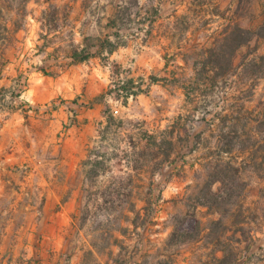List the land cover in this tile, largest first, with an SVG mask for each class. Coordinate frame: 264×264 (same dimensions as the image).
I'll list each match as a JSON object with an SVG mask.
<instances>
[{"label":"rangeland","instance_id":"374dc122","mask_svg":"<svg viewBox=\"0 0 264 264\" xmlns=\"http://www.w3.org/2000/svg\"><path fill=\"white\" fill-rule=\"evenodd\" d=\"M51 2L57 7L60 25L49 35L52 46L37 47L48 42L39 37L36 19L48 7L40 0L29 4L32 15L25 29L4 51L15 78L10 84L0 82V88L7 89L0 90V264H49L50 249H80L87 229L98 238L102 259L111 262L119 249L113 247L114 253L108 254L106 248L114 239H124L131 246L139 243V262L150 253L158 259L171 255L175 264H215L210 254L216 249H230L238 254L237 264H264L262 136L253 149L256 159L244 165L234 187L241 194L237 201L243 205V214L237 215L235 207L226 205L225 209L231 210L223 217L213 208L198 206V238L177 247L164 245L174 218L192 211L194 197L206 178L207 162L227 157L223 152L229 138L225 125L231 124L227 119L232 115L235 96L230 84L239 76H223L212 84V71L203 72L205 78L195 81L196 71L202 67L206 49L231 19L243 27L260 23L264 0ZM87 37L109 39L118 48L111 55L102 51L101 56L87 62L70 64L66 51ZM58 46L59 51H53ZM247 51H239L235 65ZM151 76L168 80L151 83ZM174 78L178 79L176 84ZM129 79L136 84L143 79V92L130 98L127 105L115 93L107 94L110 87ZM13 88L24 90L29 101L13 99L18 111L9 115L1 108L10 104ZM263 88L264 81L258 82L256 93H262ZM255 104L248 103L247 107L252 109ZM107 115L114 118L108 128ZM115 131H119L116 138ZM145 132L165 138L162 149L166 158L158 167V162L148 156L150 147L138 142ZM242 135L244 138L245 132ZM114 145L117 157L106 175L86 181L84 171L89 166L82 163L104 149L111 153ZM144 153L147 157L140 158ZM127 174L133 175L134 198L125 196L130 187ZM112 177L117 179L115 185ZM219 186L215 183L213 190ZM113 188L124 193L122 200L136 201L138 207L145 202L136 197L150 199L156 205L154 218L136 219L138 227L134 230L119 219L114 206L103 204L98 210L90 204L97 217L76 234L71 215ZM129 216L132 219L133 214ZM119 227L129 229L125 238ZM60 259L59 264H67L70 255L67 252Z\"/></svg>","mask_w":264,"mask_h":264},{"label":"trees","instance_id":"16d2710c","mask_svg":"<svg viewBox=\"0 0 264 264\" xmlns=\"http://www.w3.org/2000/svg\"><path fill=\"white\" fill-rule=\"evenodd\" d=\"M39 1L40 0H0V68L6 66L10 62L5 57L4 51L17 41V33L25 29L27 19L32 15L28 9L29 4ZM51 1L52 0H45V2L48 3V7L42 10L40 18L36 19L40 23L41 30L39 37L45 38L46 40H48L49 35L57 32L60 27L58 23L59 18L57 17V7ZM114 16L116 15L114 14ZM111 23H115L114 18H111ZM97 41L101 43H97ZM50 44L53 43H49L48 40V42L37 45V47L46 49L52 46ZM263 47L264 11L262 12L261 21L257 26L250 23L248 27H243L237 19H231L220 36L211 43L209 48L204 52L205 54H203L204 60L202 61V67L196 71L195 81H200L205 78L203 75L205 71H212V76L209 77L212 84L223 76H239L238 80H233L230 84V88L235 93V96L233 97L234 103L231 105L233 116L231 115V117L229 116L227 119L231 124L225 125L228 128L226 136L229 138L224 143L225 147L223 152L227 154V157L220 156L214 161L210 160L207 162V165H205V167L207 166L206 168H208L205 169L206 178L199 192L194 197L195 205L192 207V211H187L185 214L174 218L172 231L164 241L165 247H177L198 238L201 233V223L195 214V210L198 206L213 208L223 217L225 213L231 210L225 209L226 205L233 206V208L235 207L238 212L237 215L240 216L243 214V205L237 201V198H239L241 194L234 187L237 186V181L240 179L239 177L244 165H249L252 163L250 161L256 159L253 149L260 140L259 136L264 137V135L260 134L261 132L264 134V88L262 93H256L258 82L264 81ZM60 48V46L54 47L53 51H59ZM117 48L118 45L109 39L87 37L80 45H74L72 43L70 49L66 51V55L70 59V64L75 65L87 62L93 57L101 56L102 51L111 55ZM242 48H247L248 51L243 56L241 62L235 65L237 55ZM140 80L141 81L137 84L132 79L122 81L119 84H115L114 87H110L107 94L112 96V94L115 93V97L120 100L122 104L127 105L130 98H135L143 92V84L141 83L143 79ZM160 80H168V77H163L161 79L155 76L150 77L151 83H157ZM172 81L176 84L178 79L174 78ZM14 89L15 88H13L11 93L10 104L2 105L1 111L4 113L11 114L17 110V107L12 105L14 102L13 99L20 97L21 92L24 90L19 89L16 91ZM0 90L7 91L4 87ZM254 101H256V104L252 109L247 107L248 103H253ZM106 120V128H108L114 121V118L112 115H107ZM243 132H245L244 138L242 137ZM118 135L119 131H115L114 138ZM106 138L107 133H104L103 139ZM138 140V142L144 141L145 147H150L151 154L148 156H151L154 162H158L157 167L159 164L163 163L166 158L162 149V145L165 143L164 137L159 138L156 134L145 132ZM168 142L171 143V141ZM131 144L135 145V142ZM116 150L117 146L114 145L111 153L104 149L101 152L94 153L93 156L85 160L82 164L89 166L88 169L84 171L85 180L93 182L102 175H106V170L117 157V154L114 153ZM240 154L242 156H239ZM243 154L248 155L244 157ZM139 157L146 158L147 155L145 153L139 154ZM136 162H138V160ZM138 167V164L133 166L135 169ZM123 176L125 175H121V178H123ZM127 178L129 179L127 185L130 187L126 189L125 196L127 198H134L136 189L133 185V175L127 174ZM112 179V184L115 185L117 179L115 177H112ZM215 183L220 184L217 190H213V185ZM148 194L154 196L153 193ZM115 195L120 197L116 199ZM121 196H124V193L117 188H113L109 192H101V194H98L91 202H87L83 207H78L71 215L72 225L76 228V234H79L80 230H84L86 226L97 217V215L92 214V207L99 210L103 204L111 205V207L114 206L118 211L119 219L130 223L134 227V230L138 227L136 219L142 218V220H152L154 218L153 212L156 209V205H154L150 199L136 197L137 201L145 202L144 205L138 207L136 201H129V199L124 201L121 199ZM115 201L118 202L116 205ZM90 204L92 206L91 208ZM107 209L108 208H104L102 210L107 211ZM129 214H133L132 219H130ZM219 222L220 220H217V223ZM117 230L125 238L126 232L129 229L126 227H119ZM143 230H146V227H143ZM85 236L87 239L80 249H89L84 255L87 261L86 264H102L98 261L94 252L97 251V253H99V249H102L101 245H99L98 238L90 229L85 231ZM217 243H220L219 240ZM125 244L126 242L124 239H114L109 243L106 249L118 247L119 251L117 257L113 259L111 263L107 261L105 264H175L171 255H168L166 259H158L157 256H152L150 253H145L146 260L139 262L137 257L142 250L139 248V243H135L133 246ZM218 251L222 253L221 256L215 253ZM215 252L210 254L215 264H237L239 260L237 252L233 250L216 249ZM109 253L112 254L111 251ZM149 259L155 261L152 262V260Z\"/></svg>","mask_w":264,"mask_h":264},{"label":"crops","instance_id":"0c3cea01","mask_svg":"<svg viewBox=\"0 0 264 264\" xmlns=\"http://www.w3.org/2000/svg\"><path fill=\"white\" fill-rule=\"evenodd\" d=\"M10 65L11 64L9 62L6 66L0 68V82L1 83L5 82L6 84H10L14 80L15 77L10 70ZM1 88H3V87H1ZM25 93L26 92H24V91L21 92V95L18 98L27 99V97H25ZM27 100L29 101V99H27ZM24 102H27V101H24ZM17 111H18V109L9 115H12V114L16 113ZM50 250L52 251V254H51V259L47 260L49 264L61 263V259H60L61 256H65V254H67V252H68V255H70V260H68L67 264H72V260H73L72 257L75 258V264H86L87 263L84 255H85V252L89 249H50ZM107 250H108L107 252L109 254V252L113 249H111V250L107 249ZM94 252H95L96 257L98 258V261L101 262L102 264H105L107 261H109L111 263L110 260L102 259V252L101 251L100 252L98 251L100 253V255H99V253H97V251H94ZM111 252L114 253V250ZM41 262H43V260L40 261V263Z\"/></svg>","mask_w":264,"mask_h":264},{"label":"built area","instance_id":"2783aa9c","mask_svg":"<svg viewBox=\"0 0 264 264\" xmlns=\"http://www.w3.org/2000/svg\"><path fill=\"white\" fill-rule=\"evenodd\" d=\"M114 112H115V113H117V112H118V110H117V109H114Z\"/></svg>","mask_w":264,"mask_h":264}]
</instances>
